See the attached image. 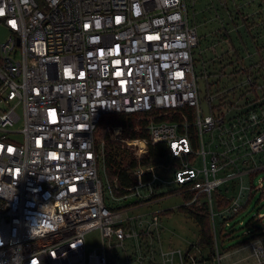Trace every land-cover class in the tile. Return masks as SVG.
Listing matches in <instances>:
<instances>
[{"label":"built area","instance_id":"2783aa9c","mask_svg":"<svg viewBox=\"0 0 264 264\" xmlns=\"http://www.w3.org/2000/svg\"><path fill=\"white\" fill-rule=\"evenodd\" d=\"M0 11V264H200L195 244L165 248V210L134 209L205 194L214 224L220 185L222 214L264 190V59L229 46L196 70L186 0H0ZM111 113H137L146 136L105 129L135 160L134 183L106 176L107 204L98 124ZM155 143L166 157L143 164ZM94 228L101 245L86 252Z\"/></svg>","mask_w":264,"mask_h":264},{"label":"rangeland","instance_id":"374dc122","mask_svg":"<svg viewBox=\"0 0 264 264\" xmlns=\"http://www.w3.org/2000/svg\"><path fill=\"white\" fill-rule=\"evenodd\" d=\"M192 1L194 3L192 4ZM262 0H186L187 14L189 20L197 25V34L199 35V52L198 48L194 53L195 69L198 70L202 65L201 61H209L211 57L221 54V52L230 49L229 46H233L245 63H251L264 59V20L262 16L257 15V10L260 9ZM242 18H247L251 34L257 35L256 43L247 37L246 30L244 28V22ZM257 22V23H256ZM257 25V26H256ZM238 31V32H237ZM241 34V37L240 35ZM9 35L8 30L0 21V44L4 42ZM247 54V55H246ZM200 84L203 86V82ZM137 115V114H136ZM106 116V117H105ZM102 119L105 120L109 115H105ZM18 126V125H16ZM113 126H119L113 123H107L103 127L99 128V136L109 137L106 133V128ZM141 130H137L140 133ZM120 136L129 137L130 132L121 131ZM113 140V139H110ZM116 142L115 140H113ZM120 143V142H118ZM122 150H127L120 143ZM128 151V150H127ZM162 161V159H160ZM158 161V160H157ZM159 162V161H158ZM196 165H200L201 161L196 159ZM131 173V172H130ZM99 177L102 179L104 185V194L106 197V203L108 204L107 196L108 191L105 189L106 176L109 178L107 172L99 165L98 169ZM264 176V171L258 173L254 177V184H257V180ZM251 179V178H250ZM109 181L112 182L109 178ZM117 181V180H114ZM264 184V180H263ZM237 184L232 185V182L228 183L229 193H234V189ZM226 187V184L220 185L217 190L221 191ZM173 189L172 186H168V190ZM213 202H216V194H212ZM260 199V200H259ZM183 196L179 194H172L167 196L159 202L151 203L149 206H142L138 209H134V212L144 213L156 210H165L161 214L163 232L162 237L164 239V246L174 248H188L190 244H196L199 238V231L196 222L178 207L184 203ZM168 209H170L168 211ZM256 215L259 219H252L253 215ZM249 220L254 224H260L263 233L257 238L241 242L235 246H231L226 250L219 248L221 254H218L215 248V254L208 258L207 249H203V259L199 261L200 264H264V190L261 192H254L249 206L242 213L238 214L235 218L234 235L235 238L228 241L226 246L233 242L243 240L244 230L252 228L250 225H245ZM242 221V223H240ZM230 230V229H229ZM86 252L98 249L101 245L100 232L98 228H94L86 232ZM258 251V252H257ZM177 264V261L174 262Z\"/></svg>","mask_w":264,"mask_h":264},{"label":"trees","instance_id":"16d2710c","mask_svg":"<svg viewBox=\"0 0 264 264\" xmlns=\"http://www.w3.org/2000/svg\"><path fill=\"white\" fill-rule=\"evenodd\" d=\"M243 22L247 37H250L253 43H256L257 35L251 34V30L247 21ZM239 35L241 37V34ZM136 114L137 113L105 114L109 115V117L102 121L103 117L105 116L103 115L99 121L98 128H101L105 124L111 122L113 124L122 126L124 128L123 132H130V138L145 137L146 131L144 129L141 130L140 133H137V130L133 129L137 125L144 124V121L138 119ZM119 145L120 143L110 140V138L105 135L104 151L106 172L108 173L109 178L111 180L116 179L118 186L121 187L134 183L132 170L135 167V160L127 150H122ZM167 153V146L165 143L150 144L148 145L147 155L142 160V162L143 164H148L150 162L161 161L160 159L163 160V158L166 157ZM251 179H253V176H251ZM116 193H119V191H116ZM213 193L216 194L215 204L212 198ZM213 193L211 194V202L214 212V224L212 223L209 203L206 199L205 194H200L198 200H196L195 202L178 207L185 213H188L189 216L196 222L199 231V238L195 245L198 246L201 250H203L204 248L207 249L208 251L206 253L208 258L212 257L215 254V248L217 253L221 254L222 252H220L219 248L221 249V251L226 250L227 248L240 244L241 242L253 240L263 233L260 224H254L253 226V223L251 222V220H249L245 225H250L252 226V228H247L244 230L243 234L246 235V237L243 240L233 242L230 245L226 246V243L228 241L235 238V235L233 234V227L236 222V216L246 210L252 198L254 197V192H251L248 195L247 200L242 208L233 214L221 213L224 212V210L229 205L230 199L226 195L222 194L219 189H216ZM191 196L192 194L189 192L183 194L185 200L190 199ZM169 210L170 209H168V211ZM252 219H254V217H252Z\"/></svg>","mask_w":264,"mask_h":264},{"label":"snow or ice","instance_id":"6c2138e0","mask_svg":"<svg viewBox=\"0 0 264 264\" xmlns=\"http://www.w3.org/2000/svg\"><path fill=\"white\" fill-rule=\"evenodd\" d=\"M3 13H2V11H0V15H2ZM53 116H54V114H53Z\"/></svg>","mask_w":264,"mask_h":264}]
</instances>
